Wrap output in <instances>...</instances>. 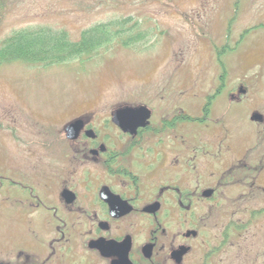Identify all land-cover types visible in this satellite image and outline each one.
I'll return each instance as SVG.
<instances>
[{"label":"flooded vegetation","instance_id":"1","mask_svg":"<svg viewBox=\"0 0 264 264\" xmlns=\"http://www.w3.org/2000/svg\"><path fill=\"white\" fill-rule=\"evenodd\" d=\"M211 47L189 69L188 57L169 55L168 84L135 93L133 105L72 115L55 145L28 149L39 173L8 164L25 183L2 202L25 225L0 241V264H264V95L254 93L264 52L239 53L236 67L235 47ZM250 99L252 145L230 123L233 105ZM125 106L133 114L114 117Z\"/></svg>","mask_w":264,"mask_h":264},{"label":"rangeland","instance_id":"2","mask_svg":"<svg viewBox=\"0 0 264 264\" xmlns=\"http://www.w3.org/2000/svg\"><path fill=\"white\" fill-rule=\"evenodd\" d=\"M128 19H132L125 25L128 47L117 40L97 56L64 66L23 61L0 65V241L11 236L15 225H25L18 216L12 218L15 210L10 212L2 202L13 181L25 183L22 174L14 173L16 167L8 164L31 163L25 160L28 149L55 145L54 134L61 132L72 115L133 105L135 93L163 88L168 83L162 76L173 73L174 62L166 60L171 54L188 57L181 68L189 69L190 56L200 58L193 55L196 51L202 54L207 46L211 50L213 44L222 47L226 41L237 48L229 53L230 66H241L239 55L248 49L264 52V0H0V47L6 37L21 29L65 31L78 40L97 24ZM135 23L140 28L134 30L140 33L128 34ZM198 41L207 46L200 49ZM258 59L264 61V56ZM245 64L254 63L246 60ZM202 67L211 68L206 62ZM261 69L262 79L256 81L254 93L262 90L264 95V66ZM188 102L201 103L193 97ZM255 106L251 99L235 104L230 118L236 137L247 136L249 145L255 143L254 128L248 122ZM37 158L36 154L28 165L39 173ZM3 164L8 165L6 172Z\"/></svg>","mask_w":264,"mask_h":264},{"label":"trees","instance_id":"3","mask_svg":"<svg viewBox=\"0 0 264 264\" xmlns=\"http://www.w3.org/2000/svg\"><path fill=\"white\" fill-rule=\"evenodd\" d=\"M123 20L108 25L97 24L82 32L78 40H73L65 31L30 28L17 30L6 37L0 47V65L23 61L36 66H64L76 60L97 56L117 40L128 47L131 42L124 39L125 25L132 19ZM136 28H140L138 23L127 33L139 34V30H134Z\"/></svg>","mask_w":264,"mask_h":264},{"label":"water","instance_id":"4","mask_svg":"<svg viewBox=\"0 0 264 264\" xmlns=\"http://www.w3.org/2000/svg\"><path fill=\"white\" fill-rule=\"evenodd\" d=\"M113 114H114V117L124 116L126 114H133V108L131 106H125L124 108H120V109L116 110ZM79 127H80L79 121L74 123V124H70L69 126H67L66 130H67V133L69 134V136H73L72 133L75 132L73 129L74 128L79 129Z\"/></svg>","mask_w":264,"mask_h":264},{"label":"bare ground","instance_id":"5","mask_svg":"<svg viewBox=\"0 0 264 264\" xmlns=\"http://www.w3.org/2000/svg\"><path fill=\"white\" fill-rule=\"evenodd\" d=\"M237 49V48H236Z\"/></svg>","mask_w":264,"mask_h":264}]
</instances>
